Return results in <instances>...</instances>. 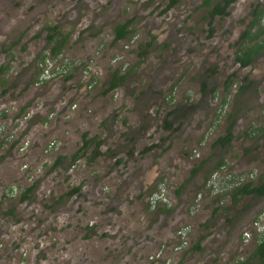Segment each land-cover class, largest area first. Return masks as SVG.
Listing matches in <instances>:
<instances>
[{
  "label": "clouds",
  "instance_id": "clouds-1",
  "mask_svg": "<svg viewBox=\"0 0 264 264\" xmlns=\"http://www.w3.org/2000/svg\"><path fill=\"white\" fill-rule=\"evenodd\" d=\"M0 264H264V0H0Z\"/></svg>",
  "mask_w": 264,
  "mask_h": 264
}]
</instances>
